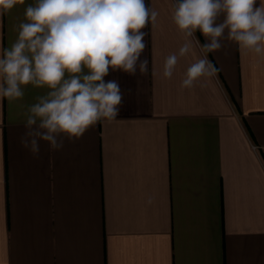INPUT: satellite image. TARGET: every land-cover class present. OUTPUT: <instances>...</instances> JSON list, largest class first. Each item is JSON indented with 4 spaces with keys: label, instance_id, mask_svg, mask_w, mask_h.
<instances>
[{
    "label": "crops",
    "instance_id": "obj_1",
    "mask_svg": "<svg viewBox=\"0 0 264 264\" xmlns=\"http://www.w3.org/2000/svg\"><path fill=\"white\" fill-rule=\"evenodd\" d=\"M174 3L145 0L159 12L141 30L148 74L104 77L122 93L116 121L59 151L40 142L37 159L19 143L23 112L50 89L0 101V264H264V58L224 40L203 86L180 87L198 46L163 78L184 42ZM30 4L0 16V48Z\"/></svg>",
    "mask_w": 264,
    "mask_h": 264
},
{
    "label": "clouds",
    "instance_id": "obj_2",
    "mask_svg": "<svg viewBox=\"0 0 264 264\" xmlns=\"http://www.w3.org/2000/svg\"><path fill=\"white\" fill-rule=\"evenodd\" d=\"M24 3L0 0V16ZM255 4L175 0L171 20L184 42L165 58L162 77L171 79L180 59L198 46L200 56L187 67L180 87L203 86L220 71L208 54L221 50L224 40L237 45L241 54L264 58V0ZM222 14L223 22L217 23ZM158 16L145 0H35L28 5L25 20L14 27L17 39L10 48H0V101L22 100V86L29 84L50 91L25 108L21 147L38 159L40 142L59 151L65 141L79 140L98 123L116 121L122 93L117 81L105 82L104 77L110 68L148 74L149 61L141 59L147 33L141 30L149 23L155 27ZM197 30L208 43L200 45Z\"/></svg>",
    "mask_w": 264,
    "mask_h": 264
}]
</instances>
